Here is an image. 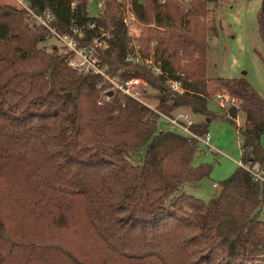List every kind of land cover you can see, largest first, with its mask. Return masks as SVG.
<instances>
[{
	"label": "trees",
	"instance_id": "16d2710c",
	"mask_svg": "<svg viewBox=\"0 0 264 264\" xmlns=\"http://www.w3.org/2000/svg\"><path fill=\"white\" fill-rule=\"evenodd\" d=\"M90 1L76 12L70 0L30 3L50 8L64 32L73 17L109 29L101 63L123 80L144 79L158 102L70 66L69 53L47 48V29L0 0V264H264V184L239 165L215 198L186 192L212 166L192 165L196 138L159 127L162 114L185 108L202 117L192 129L205 134L218 116L211 90H225L240 103L224 116L240 132L242 160L264 168V97L245 77L207 72L210 0H126L148 27L137 38L121 0H105L96 16ZM257 19L264 41V0ZM134 42L162 73L128 60Z\"/></svg>",
	"mask_w": 264,
	"mask_h": 264
},
{
	"label": "rangeland",
	"instance_id": "374dc122",
	"mask_svg": "<svg viewBox=\"0 0 264 264\" xmlns=\"http://www.w3.org/2000/svg\"><path fill=\"white\" fill-rule=\"evenodd\" d=\"M10 3L9 0H1ZM263 0H210L207 16L210 25L209 52L207 72L210 77H245L264 97V41L259 33L258 11ZM11 4V3H10ZM91 14L98 15L99 8L96 0L90 1ZM148 27L134 21L131 32L138 37L147 32ZM47 48L55 45L62 50V43L56 38L45 42ZM149 67V65H147ZM142 80V79H141ZM139 96L148 105L156 106L158 100L147 97L145 90L155 91L147 83L139 81L137 85ZM225 90H211L212 100L209 107L218 114L209 122V132L214 150H209L201 141L192 160V165L209 163L212 172L202 180L186 182L185 191L202 199L210 200L222 191L221 181L230 177L238 168L242 159V137L237 127L226 116V111L233 105L230 96L223 97ZM237 101L236 105H239ZM184 112L196 122L202 119L189 109H179L173 117ZM239 125L244 123V114L241 110L236 117ZM159 127L163 129L179 130L166 117L159 120ZM264 145V135L262 136ZM216 184V185H215ZM260 218L264 220V201L260 211Z\"/></svg>",
	"mask_w": 264,
	"mask_h": 264
},
{
	"label": "built area",
	"instance_id": "2783aa9c",
	"mask_svg": "<svg viewBox=\"0 0 264 264\" xmlns=\"http://www.w3.org/2000/svg\"><path fill=\"white\" fill-rule=\"evenodd\" d=\"M11 4L22 9L24 15L32 26L42 27L49 31L50 38H56L62 43L63 51L69 53V65L77 68L85 73L93 72L101 74V76L110 84L112 88L122 91L124 94L132 96L143 103L139 96L137 85L139 81H144L142 78H130L123 80L119 76L111 74L107 71V67L101 63L99 48L103 49L109 46V38L111 32L109 29L103 26H99L95 20H89L82 24H79L73 17L69 31H61L55 26L56 15L50 8H42L41 10H35L30 3V0H9ZM165 0H161L163 3ZM81 0H70V7L72 11L76 12ZM99 12L105 9V0H96ZM122 17L123 22L131 30V27L136 21V16L131 8V4L126 0H121ZM131 35L133 33L129 31ZM134 36V35H133ZM134 52L130 53L128 60L144 61L155 73H162L161 67L154 61L153 58H143L137 47V43L134 42ZM142 79V80H141ZM146 83V82H145ZM168 83L172 90L176 92H183L185 87L180 79H169ZM219 96H230L227 92L224 94L219 93ZM104 100H109L110 95H106ZM233 105H236L237 100L233 99ZM100 103L102 100L99 101ZM147 104V103H146ZM171 123L176 125L185 134L196 138L201 141L210 151L214 150V146L211 142V133L208 131L205 134H198L192 129L194 121L184 112H180L177 116H168L162 114ZM239 124V123H238ZM240 166H243L253 174L255 181L264 184V168L260 165H251L249 162H244L242 159L238 161ZM216 185V184H215Z\"/></svg>",
	"mask_w": 264,
	"mask_h": 264
},
{
	"label": "crops",
	"instance_id": "0c3cea01",
	"mask_svg": "<svg viewBox=\"0 0 264 264\" xmlns=\"http://www.w3.org/2000/svg\"><path fill=\"white\" fill-rule=\"evenodd\" d=\"M185 189V188H184ZM212 198H215V197H212Z\"/></svg>",
	"mask_w": 264,
	"mask_h": 264
}]
</instances>
